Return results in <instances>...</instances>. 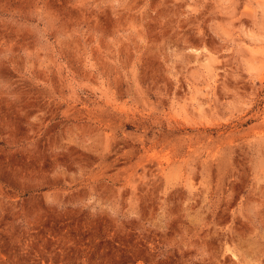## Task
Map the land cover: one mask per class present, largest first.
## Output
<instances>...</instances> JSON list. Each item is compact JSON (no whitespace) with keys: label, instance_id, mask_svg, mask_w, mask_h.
<instances>
[{"label":"rangeland","instance_id":"1","mask_svg":"<svg viewBox=\"0 0 264 264\" xmlns=\"http://www.w3.org/2000/svg\"><path fill=\"white\" fill-rule=\"evenodd\" d=\"M0 264H264V0H0Z\"/></svg>","mask_w":264,"mask_h":264}]
</instances>
